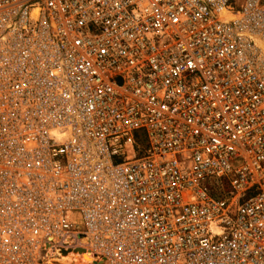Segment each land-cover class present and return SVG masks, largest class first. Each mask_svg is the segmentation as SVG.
Listing matches in <instances>:
<instances>
[{
    "label": "built area",
    "instance_id": "1",
    "mask_svg": "<svg viewBox=\"0 0 264 264\" xmlns=\"http://www.w3.org/2000/svg\"><path fill=\"white\" fill-rule=\"evenodd\" d=\"M0 264H264V0H0Z\"/></svg>",
    "mask_w": 264,
    "mask_h": 264
},
{
    "label": "bare ground",
    "instance_id": "2",
    "mask_svg": "<svg viewBox=\"0 0 264 264\" xmlns=\"http://www.w3.org/2000/svg\"><path fill=\"white\" fill-rule=\"evenodd\" d=\"M81 252H84L83 253V255H82V258L85 260V261H90L91 260V257H90V255L87 253V252H85L84 250H80ZM72 253V251L69 253V252H67V254H71ZM69 258V255L68 256H63L62 258H61V260L62 261H65V260H67Z\"/></svg>",
    "mask_w": 264,
    "mask_h": 264
}]
</instances>
